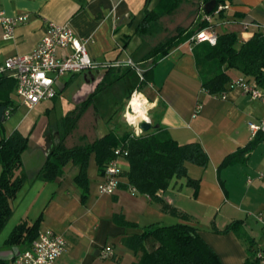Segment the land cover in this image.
<instances>
[{"label":"crops","instance_id":"0c3cea01","mask_svg":"<svg viewBox=\"0 0 264 264\" xmlns=\"http://www.w3.org/2000/svg\"><path fill=\"white\" fill-rule=\"evenodd\" d=\"M157 1L148 0L146 4V0H0V9L7 15L27 14V18L14 27L11 38L2 37L0 26V64L9 55L31 51L42 37L48 21L67 23L77 36H89L87 51L98 61L146 57L149 46L135 29L144 7L153 6ZM213 22L217 32L235 31L241 40H246L264 24V0H231L224 15L214 17ZM138 61L146 72V83L139 85V76L133 68L118 76L104 88L113 87L117 92L106 99L103 110L98 107L102 110L99 113L110 116L118 109L112 110L110 103L118 102L123 115L129 89L133 92L145 87L146 97L152 100L151 108L159 102L151 119L154 120L159 113L157 124L179 143H201L208 155L207 164L186 163L188 176L198 180L196 194L186 183V178L180 177L174 179V188H170L171 182L160 191V197L192 217L201 237L216 252L221 264H247L252 254L249 243L232 230L220 232L212 227L220 229L229 221L238 219L242 232L250 236L256 252L264 253V178L257 177V172L264 169V134L252 136L247 124L264 117V99L251 98L241 87L231 84L233 79L243 76L236 69L224 91L218 94L206 92L202 88L193 47L189 48L184 41L149 65L143 66V60ZM126 67H116L115 74L120 75ZM105 70L64 74L56 85V95L51 99L63 93L76 108L99 86ZM13 94L15 87L11 99ZM91 105L96 107V101ZM72 111L73 108L67 114ZM106 116L100 118L104 120ZM58 127H48L53 132L51 138L46 137L41 153L32 151L28 144L21 155L24 172L33 175L52 144L63 139L57 133ZM252 140L251 148L243 151ZM118 161L122 170L126 168L125 157ZM76 170V165L68 160L60 176L52 179L30 177L20 189L23 193L19 202L29 199L19 221L27 219L31 222L39 218V230L49 228L66 239L65 250L53 264H131L134 253L123 244L121 236L132 229L118 221L119 214L138 227L181 220L147 195L131 193L125 186L127 182L122 181V175L116 191L100 197L104 194L97 190L100 173L94 153L88 157V192L82 199L73 180ZM178 180L179 189H175ZM10 231L0 241V260L7 264L28 246L21 241L6 243ZM105 245L110 246L113 253L101 257L100 250Z\"/></svg>","mask_w":264,"mask_h":264},{"label":"trees","instance_id":"16d2710c","mask_svg":"<svg viewBox=\"0 0 264 264\" xmlns=\"http://www.w3.org/2000/svg\"><path fill=\"white\" fill-rule=\"evenodd\" d=\"M179 1L158 0L153 9L144 7L143 16L136 25L135 33L149 46L146 57L151 58L152 62L207 24V21L202 19V12H200L201 15L198 14L200 17L195 29L183 37L181 36V39L179 36L184 31L171 38L152 43L151 37L159 31V12L173 9ZM198 1L200 11V6L203 5L204 8V3L208 0ZM225 2H231V0H215L214 7ZM212 12L213 9L207 13ZM224 13V10L221 11L219 16H223ZM193 53L201 77L202 88L206 92L218 94L224 91L232 78L230 69L238 70L247 80L252 78L264 90L263 31L254 32L246 40H241L235 31H218L214 44L206 40L198 42L193 46ZM116 69V67H109L105 70L99 86L73 109L72 113L69 112L61 118L59 127L65 126L68 129L73 126L80 116V112L90 103L95 102V98L108 84L113 83L118 76L125 75L132 68L127 66L120 75L115 74ZM145 73L143 71V79L139 80V85L146 83ZM14 87L15 79L13 77L0 74V105H3L4 109L9 108L10 113L14 109L11 99ZM130 92L132 89H129L126 99ZM4 118L5 116H3ZM158 118L159 113L155 115L154 120L150 121L151 124L159 122ZM3 119L0 118V123ZM79 138L81 141L73 145H66L63 139L54 142L41 166L33 175H29L21 167L22 152L28 148L29 144L28 136L16 130L9 135L0 136V230L11 216L14 199L28 178H55L63 173L64 164L68 160L72 161L77 169L73 180L80 189L83 199L88 192L89 180L86 168L89 155L95 154L98 171L102 173L107 162L115 157L114 149L121 147L127 149L125 154L127 165L121 171V175L127 180L126 188L130 190L135 187L136 193L145 194L150 199L158 201L162 209L170 211L181 219L168 224L150 223L138 227L134 222L127 221L123 215L119 214L118 221L132 229L131 232H125L121 236L123 244L134 253L135 259L131 264H221L216 252L201 237L198 226L192 217L168 204L159 194L175 178L180 177L186 178V183L194 188L193 194H196L198 180L188 176L186 163L192 162L200 166L207 164L208 155L199 141L179 143L159 124L156 128L150 127L143 130L139 135L132 134V130L119 134L113 129H107L106 132L96 135L93 139H87L86 135ZM254 140L249 142L243 151L251 148ZM212 228L220 232L232 230L246 240L249 243V250L252 252L251 259L246 262L247 264H257L258 258L251 238L247 233L242 232V225L238 219L229 221L220 229L214 225ZM38 231L39 218L31 222L22 219L13 226L6 243L14 244L21 241L29 245ZM0 264H7V262L0 260Z\"/></svg>","mask_w":264,"mask_h":264},{"label":"built area","instance_id":"2783aa9c","mask_svg":"<svg viewBox=\"0 0 264 264\" xmlns=\"http://www.w3.org/2000/svg\"><path fill=\"white\" fill-rule=\"evenodd\" d=\"M230 6V2L220 3L213 8L212 13L203 12L201 5L202 19L207 24L195 31L184 42L189 48L203 40L211 44L216 42L217 30L213 22L214 17H218L221 11H225ZM27 18L26 13L18 15H7L0 9V26L2 37L11 38L14 27ZM246 27L247 23H243ZM264 32V24L261 25ZM91 40L89 36H77L67 23H57L48 21L44 33L36 46L27 53H17L7 56L0 64V74L13 77L15 79V94L21 102L28 108H32L37 102L43 99H51L57 93L56 85L60 78L66 73H80L86 70L107 69L109 67L129 66L133 68L139 79H143L144 67L136 61L127 58H117L113 60L98 61L92 58L87 51V43ZM232 85H237L251 98L264 99V90L252 83L245 77L240 76L231 81ZM136 89L132 92L134 94ZM225 96L224 93L221 94ZM152 103L148 101L146 114ZM199 107V105H198ZM131 112L129 103L125 107V120L131 126L132 134L139 135L143 132L140 121L143 118H129ZM3 116L10 114L9 108L3 109ZM150 121L149 116L147 115ZM251 135L264 134V117L257 121L247 122ZM115 157L111 158L104 167L97 183L99 193L111 194L120 185V175L122 166L118 159L125 157L127 149L116 147ZM257 177L264 178V169L257 172ZM248 181L251 177L248 176ZM132 193H136V188H130ZM66 239L63 235L46 228L38 231L31 243L15 254L9 264H53L55 259L65 250ZM112 248L105 245L100 250L101 257H108L112 254ZM257 264H264V253L256 252Z\"/></svg>","mask_w":264,"mask_h":264},{"label":"rangeland","instance_id":"374dc122","mask_svg":"<svg viewBox=\"0 0 264 264\" xmlns=\"http://www.w3.org/2000/svg\"><path fill=\"white\" fill-rule=\"evenodd\" d=\"M199 4L200 3L198 0H180L173 9L165 12L160 11L158 16L159 31L157 32V34H154L151 37L152 43L155 44L160 40L171 38L179 34L181 31H184L182 32V35L179 36V38L181 39V36L183 37V35H186V33L191 31L192 29H195L200 17L198 16V14L201 12V8L199 11ZM155 5L156 4L150 6V9H153ZM138 60H143V66L149 65L152 62L151 58L139 57L138 59L134 60L139 65H141V61L139 62ZM233 70L235 69H230L231 75ZM248 80L254 83V80ZM144 88L145 87L137 88L135 92L145 97L148 105V101L151 102L152 100L146 97ZM116 92L117 89L113 87H108L107 89L103 90L100 95L95 98L96 107H93L90 103L80 112V116L77 118L73 126H70L68 129H66L67 127L65 128V126L58 127L57 133L60 138H63V142L66 145H73L81 141L79 138L81 134H86L87 139H93L97 133L99 134L100 132H106L107 129H113L114 131H116V133L119 134H122L127 130H132L131 126H129L125 120V109L122 115V109L118 107L120 106V103L118 102H113L112 104L110 103V108L112 110L118 108L117 110L113 111L108 117L106 116L107 114H105L104 116H106L107 118L104 120L100 118V116L104 118L103 114L99 112L103 110L102 108H105L104 105L106 99H108L110 94L116 95ZM131 95L132 92H130L129 97L125 99L124 107H126V105L129 103ZM12 101L14 103V109L1 121L0 136L9 135L14 130L20 132L21 134L28 135V143L30 145L29 147L32 148V151H34L35 153L42 152L41 149L46 143V137H48V139L51 138L50 133H52L53 130H51L50 132V130H48V127L53 129L55 125L59 126V121L61 120V118L66 115L71 108L75 109V107H72V105H70L67 97L63 93L58 94L56 99L40 100L32 108H28L27 106H25L21 102V99L15 94H13L12 96ZM98 107L102 110H98ZM158 107L159 102H157L156 105L154 104L153 108L148 109L147 115L149 116L150 120H152V114ZM48 139L47 141H49ZM122 177V181L126 183V178L124 176ZM173 185L174 180L172 181L170 188H174ZM175 185V189H179L178 187L180 185V181L178 180ZM22 193V190H19V198L17 202H14L15 206L13 205L14 209L12 215L10 219L6 221L3 230H1L2 232H0V241L3 240L4 236H7L8 232L12 229L15 223H18L20 219L19 216L25 208V205L27 204L29 197L28 199L26 198L25 200H23L21 203L19 202ZM96 194L98 193H94V195ZM104 196L106 195L104 194L100 197ZM30 212L32 213L33 211L30 210Z\"/></svg>","mask_w":264,"mask_h":264},{"label":"bare ground","instance_id":"6f19581e","mask_svg":"<svg viewBox=\"0 0 264 264\" xmlns=\"http://www.w3.org/2000/svg\"><path fill=\"white\" fill-rule=\"evenodd\" d=\"M135 100V104L133 101ZM129 105L131 106V112L128 113L129 118H142L139 113L144 112L146 114V105H147V100L145 97L141 96V94L134 93L130 96L129 99Z\"/></svg>","mask_w":264,"mask_h":264},{"label":"water","instance_id":"95a60500","mask_svg":"<svg viewBox=\"0 0 264 264\" xmlns=\"http://www.w3.org/2000/svg\"><path fill=\"white\" fill-rule=\"evenodd\" d=\"M214 5H215V0H208L207 2H205L204 3L205 12H210L213 9ZM3 109H4V106L0 105V118H2V119H3V115H2ZM140 126L143 130H147L150 127L156 128L158 126V124L157 123L151 124L150 121L142 120V121H140Z\"/></svg>","mask_w":264,"mask_h":264},{"label":"clouds","instance_id":"9594fccd","mask_svg":"<svg viewBox=\"0 0 264 264\" xmlns=\"http://www.w3.org/2000/svg\"><path fill=\"white\" fill-rule=\"evenodd\" d=\"M133 103L135 104V100L133 101ZM139 115L144 119V120H148V117L144 114V112H140ZM131 119V118H130Z\"/></svg>","mask_w":264,"mask_h":264}]
</instances>
